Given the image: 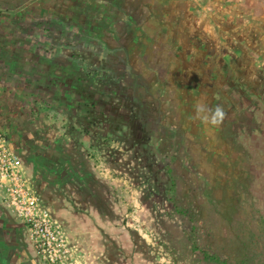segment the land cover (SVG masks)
Listing matches in <instances>:
<instances>
[{
  "label": "crops",
  "instance_id": "1",
  "mask_svg": "<svg viewBox=\"0 0 264 264\" xmlns=\"http://www.w3.org/2000/svg\"><path fill=\"white\" fill-rule=\"evenodd\" d=\"M143 3L135 10L129 0H0L8 27L37 31L0 32L1 45L28 49L0 53V129L38 192L57 183L81 193L95 187L75 126H108L130 144L142 138L143 151L163 134L171 140L170 130L181 151L194 142L214 156L237 155L245 139L264 141V16L240 0ZM46 14L38 36L36 20ZM51 46L60 52L42 51ZM33 90L52 93L54 116L28 104L22 93ZM142 104L145 120L136 118ZM217 107L224 117L213 124ZM0 264H37L25 225L1 202Z\"/></svg>",
  "mask_w": 264,
  "mask_h": 264
},
{
  "label": "rangeland",
  "instance_id": "2",
  "mask_svg": "<svg viewBox=\"0 0 264 264\" xmlns=\"http://www.w3.org/2000/svg\"><path fill=\"white\" fill-rule=\"evenodd\" d=\"M146 1L129 0L130 8L142 10L145 3L140 2ZM240 1L264 16V0ZM47 16L36 20L38 36L47 28L43 25ZM4 31L11 38L37 32L0 28ZM6 47L9 52L28 50L24 45L0 44V53ZM55 50L60 52V46L42 48L46 54ZM33 92L22 93L28 104L49 109L47 114L54 116L52 93ZM144 107L136 118L144 119ZM58 117L65 129L63 115ZM75 127V140L82 145L96 185L81 193L57 183L51 193L38 192L32 177L42 207L60 228L57 251L45 253L47 258L38 253L26 228L37 264H264V141L245 139L237 144L242 148L237 155L226 156L223 150L214 156L194 142H186L187 150L181 151L170 130L171 140L159 133L153 149L143 151L142 138L131 143L136 146L132 148L108 126L104 133L90 132L92 125ZM202 251L219 256L223 263L206 261Z\"/></svg>",
  "mask_w": 264,
  "mask_h": 264
},
{
  "label": "built area",
  "instance_id": "3",
  "mask_svg": "<svg viewBox=\"0 0 264 264\" xmlns=\"http://www.w3.org/2000/svg\"><path fill=\"white\" fill-rule=\"evenodd\" d=\"M0 202L26 226L39 254L47 258L45 253L57 251L60 228L50 212L42 207L32 178L1 129Z\"/></svg>",
  "mask_w": 264,
  "mask_h": 264
},
{
  "label": "clouds",
  "instance_id": "4",
  "mask_svg": "<svg viewBox=\"0 0 264 264\" xmlns=\"http://www.w3.org/2000/svg\"><path fill=\"white\" fill-rule=\"evenodd\" d=\"M223 117H224L223 111L219 107H217L215 113L212 115L211 123L217 124L223 120ZM205 119H207V117H205Z\"/></svg>",
  "mask_w": 264,
  "mask_h": 264
},
{
  "label": "trees",
  "instance_id": "5",
  "mask_svg": "<svg viewBox=\"0 0 264 264\" xmlns=\"http://www.w3.org/2000/svg\"><path fill=\"white\" fill-rule=\"evenodd\" d=\"M203 258L208 262H214V263H223V261L220 259L217 255H212L207 251H202Z\"/></svg>",
  "mask_w": 264,
  "mask_h": 264
}]
</instances>
